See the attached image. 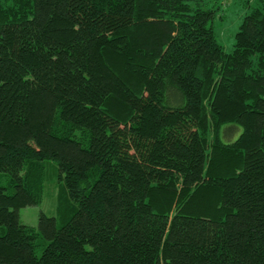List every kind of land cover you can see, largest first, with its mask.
<instances>
[{
  "label": "trees",
  "instance_id": "1",
  "mask_svg": "<svg viewBox=\"0 0 264 264\" xmlns=\"http://www.w3.org/2000/svg\"><path fill=\"white\" fill-rule=\"evenodd\" d=\"M251 1L228 50L199 0H0V264H264ZM49 161L72 207L36 229Z\"/></svg>",
  "mask_w": 264,
  "mask_h": 264
},
{
  "label": "rangeland",
  "instance_id": "2",
  "mask_svg": "<svg viewBox=\"0 0 264 264\" xmlns=\"http://www.w3.org/2000/svg\"><path fill=\"white\" fill-rule=\"evenodd\" d=\"M205 7L217 8L216 32L219 41L231 50L235 44V35L246 13L250 11L255 2L247 5L246 0H199ZM222 15L223 19H220ZM242 132V129H240ZM240 134V133H239ZM47 177L44 187V196L41 204L20 210L23 224L38 229L41 213L49 217L60 218L62 214L69 215L72 204L69 196L63 191V183L59 180L57 164L49 161L46 164ZM62 203V206L60 205Z\"/></svg>",
  "mask_w": 264,
  "mask_h": 264
}]
</instances>
